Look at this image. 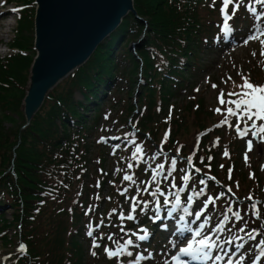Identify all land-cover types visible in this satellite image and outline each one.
<instances>
[{
  "label": "trees",
  "instance_id": "trees-1",
  "mask_svg": "<svg viewBox=\"0 0 264 264\" xmlns=\"http://www.w3.org/2000/svg\"><path fill=\"white\" fill-rule=\"evenodd\" d=\"M14 1L23 6L10 45L18 53L0 59V247L13 246L19 227L18 238L25 245L26 255L14 253L8 264H84L82 230L89 219V212L85 211L90 204L84 187L90 151L87 139L99 119L104 94L119 76L126 75L131 82V77L139 74L142 81L137 88L135 107L128 102V91L119 114L125 139L143 142L145 152L152 155V163L157 160L151 146L154 143L162 153L186 158L188 162L191 158L189 164L199 169L200 174L229 186L217 172L225 171L222 161L217 162L211 145L205 143L206 133L214 123L204 121L210 113L205 110L202 97L191 95L181 109L172 110L171 118L156 124L158 115L167 111L169 100L176 93L185 89L193 93L190 71L199 69L197 58L202 50V37L213 17L211 0H133L137 17L127 15L88 61L47 96L24 129L18 106L25 72L33 56L32 39L24 34L32 29L33 10L32 0ZM138 40L134 56L128 47ZM119 59L129 62L132 68L124 73L118 71ZM75 92L79 101L73 98ZM4 123L9 126L4 128ZM189 127H195V134L203 136H199L201 141L198 140L194 153L185 155V144L177 141L189 133ZM98 152L102 164L104 152L101 149ZM173 160L176 163L171 167ZM163 161L166 162L163 169L171 167L168 173L176 177L177 167L183 161L170 157ZM231 169L244 179L234 164ZM255 200L260 198L253 193L250 201ZM5 209L11 210L9 221L3 218ZM94 215L95 212L90 219L96 226ZM249 220L253 221L248 215ZM111 221V217L100 220V227ZM10 230L13 233L8 235ZM125 260L124 256L106 264H123Z\"/></svg>",
  "mask_w": 264,
  "mask_h": 264
},
{
  "label": "rangeland",
  "instance_id": "rangeland-1",
  "mask_svg": "<svg viewBox=\"0 0 264 264\" xmlns=\"http://www.w3.org/2000/svg\"><path fill=\"white\" fill-rule=\"evenodd\" d=\"M4 1L5 0H0V13H2V10L8 9L9 14H7L4 18H0V25L4 27L3 34L0 36V59L5 58L8 52L11 53V50L6 51L5 48L11 42L13 35H16L15 31L17 28V21L15 20L17 18L16 12L18 11L15 7L17 4L14 0H7V2ZM215 2L219 7L215 5ZM242 2H244V8H246L243 9L245 11L244 15L249 18L250 24L243 22L240 27L235 26V21L239 19L240 14L238 15L236 11L233 14V7L236 5V0H233V3H230L226 9L229 11L231 17V19L228 20L227 27V31H229L227 34L231 36V41L230 43L225 44L223 43L224 36L219 31L220 22L221 20H224V16L220 12L223 4L222 0H214V6L218 8V11L216 13L215 9L214 17H212L208 23V26H211V30L206 32L202 37V50L197 58L199 69L190 71V73H192L190 83L196 90V93L193 92V96L197 94L200 97H204L207 101V105L204 106L205 110H207V108H211L214 114V116L210 115L207 120H204L205 123L208 124V121L214 122L216 120L218 122V126L220 124L223 125L220 132L217 131L216 133L209 134L210 140L205 141V143L208 144L211 142L213 136L216 135V141L214 143L216 146V158L222 160V164H224L223 166H226V169L234 164L236 169L243 173L244 179L241 180V178L236 175L235 171L228 176L226 171L222 172L218 170L217 172L219 173V176L229 184L233 193L237 194L240 198H242V200L248 199L253 193H255L258 198L263 199L264 139H262V137H264V133L253 136L252 132L255 131V129L253 131L248 130L247 135H239L238 139L234 136L235 139H233V135L230 134V132L235 131L237 117L228 115L227 109L221 107L218 99L221 97V94H227V89H229L230 85L235 84L238 89H241V86L237 83L240 80H243L247 74H249L248 77L252 80L259 79L261 75L264 74V72H261V66H264V54H262L264 49H262V45L260 43V39L264 38L260 36L261 31H264V4L258 3L257 0H242ZM217 14L218 18H216ZM204 15L205 13L203 16ZM214 26L217 28L214 35L215 37L212 38L211 41V38L209 39L208 37L213 35V32L211 31ZM24 34L30 36L31 39L33 38L32 29L29 32L25 31ZM253 34H255L258 39L248 40L249 36ZM246 40H248L247 43H245ZM138 42L139 40L134 43ZM132 44L133 43L129 44L131 50L133 48ZM30 63L25 72L23 88L27 83ZM118 65V71H123V73L128 71L129 68H132V65L126 60L121 61L119 59ZM136 80L137 75L131 77V82L127 81L126 75L125 78L120 76L118 77V79L114 82V85L111 89H109V92H107L103 97L102 105L99 108V119L95 126L92 127V130L89 131L87 142L90 145V151L87 157L88 172L84 182V187L89 195V201L91 204L95 202L96 196L101 199L102 202L99 206L100 212L107 209L108 205H110L109 198H107L112 190V188L109 190V178L117 176L121 177V175L123 178L126 175L125 169H121V166L124 164L121 163L119 156L120 152L127 150L124 149L125 142L121 141V137L117 136V134L122 135L119 132V126L122 123L119 120V114H121L123 110L124 102L127 99L126 93L128 91H130L128 102L130 104L133 103V95L136 90ZM65 81L66 78L59 82L52 89V91L61 87ZM213 85L216 87H213ZM191 94L192 93L188 89L180 90L179 93H176L174 97L169 100L168 105L170 104L174 111L176 109H181L183 103L190 99ZM73 98L77 101L80 100V96L76 92L73 94ZM229 105L230 107H234L232 104ZM40 108L37 112L40 111ZM218 108L220 109L219 112L216 111ZM18 112L21 114L20 103L18 106ZM226 116V122L221 123V121L225 120ZM158 118L156 119V124L159 123L161 125L162 121L160 119L158 122ZM191 118L192 116L189 115L188 120H191ZM243 120L244 119L240 122H243ZM228 122H231L232 125L230 126ZM153 125L155 126V124ZM8 126L9 125L7 123H4V128H7ZM249 126L251 127V123ZM195 132V127H189V133L186 136L180 137L177 141V143L185 144L184 151L186 154L190 152L191 142ZM249 140L252 142L251 150H248L247 148ZM140 145H144V148L146 149L143 142H140ZM100 146L105 150L106 154L104 157V163L98 165L97 153H99L98 151L101 149L99 148ZM131 151L132 150H127L128 154L131 153ZM225 151H227V155H224ZM246 155L247 161L245 160ZM133 162V168L128 167V165L132 164V162L127 164V168L132 169L130 173H127L132 177V179H135L137 178L136 166L139 162V158L135 157ZM217 162H219V160ZM217 165L216 168L219 169ZM97 166L102 168L103 175L101 176H104V178L107 179L101 187L97 186L94 182V180L98 178ZM155 166L156 165H154L151 169L148 168L143 171L145 179L140 184L136 185V182H134L127 190L119 192L122 196L120 200L121 203L119 208L113 214V220L111 226L109 227V231L103 238L100 236L98 231H94L92 230V227L86 226L83 232L85 239L84 242L81 241L83 244L82 249L84 264H105L107 261L111 260L106 254L105 248L107 247L111 251H115V242L122 240V237L124 243L125 240L128 241L129 236L132 235L128 233L129 231L136 232L139 230V233L141 232V234H144L141 230L146 229L148 233H151L152 230L149 228L153 227L151 226L153 224V219L157 218V207H159V216L160 214L163 215V220L161 221L164 222L162 226H165L168 229L172 227L167 225L165 222V208L174 209L172 217L180 226H182L184 222L186 228H191L192 231H196L200 229V225H204L203 229H200L202 236L195 237V239L207 236L211 242L220 245V247L212 248L211 255L213 259H209L206 264H228V260L233 261V264H264V256H260L259 260L256 259V257L260 254L261 248H264V244L261 243V241H264V208H261L262 210L258 214L259 217L254 216L258 221L253 223L252 226L250 224V226L256 230L257 234L256 238H250V232L252 234V230L247 229L244 232L238 233L237 230H231L228 226L231 221L235 223L242 222V224L243 222H246L249 215L248 211L251 212L250 208L247 209V207H243L238 209V207L231 204L228 199H224L221 203L217 204V200H220L222 196L221 191L215 190L212 192L210 187L203 188L199 183H196L195 191L190 193V187L194 183H190L189 187L185 188L182 180L176 182V185H174L176 189L175 193L182 194V196H180V205L174 207L176 199L175 193L167 194V187L165 184L163 185L164 191L160 185L159 191H157V179L161 176V174L155 172L158 170L159 165L156 169ZM184 171L185 170L183 169L182 173ZM251 172H253L252 177L250 176ZM239 175H241V173ZM154 176L155 179H153ZM122 178L116 179V183L122 187L127 186L132 181H124ZM256 179H258L257 183ZM166 182L169 186L172 183L170 178H166ZM145 189H147V191H145ZM181 189H183V191H181ZM152 192L154 195H152ZM142 196L149 197L150 201L146 203ZM133 197H135V200H133ZM140 197H142L141 201H138ZM189 197H192V199L189 200ZM209 197H211V199H209ZM165 198L168 199V204L163 203ZM110 200L115 201V205L111 209H116V206L119 203L118 196H110ZM138 203L140 204V210L137 209ZM133 207H135L137 213L141 212L144 214L145 224H147L149 228L144 227L143 225L140 226L137 223L132 225L127 224L128 222H132L134 220L127 219L129 214L133 216ZM185 207L189 209L188 213L183 211ZM262 207H264V205ZM235 212L240 214L239 219L225 218ZM110 213L112 212L110 211ZM196 213H200L199 219H197ZM109 215L106 214L105 211L103 212V216L105 218ZM10 217L11 210L5 209L3 218L9 221ZM133 217L136 218L135 216ZM181 217H183V220ZM234 218H236V216ZM155 229L157 232H160L159 227H156ZM90 230L92 231L91 236L87 235ZM12 233L13 231L10 230L8 235H11ZM168 233L169 231L164 234L159 233L158 239L155 240V246L152 249L147 250L144 247L139 248L137 246L136 251H139L140 253H136L131 261H135V258L140 256V264H175L172 259V254L174 250L181 246L182 242L177 247L172 246V241L167 239ZM109 236H111L112 239H108ZM190 239L193 238H188L186 241ZM14 240L15 239L12 241ZM93 241H95L99 247H93ZM14 247L16 248V246ZM14 247L11 248L10 246L5 249L0 247V264L8 263L10 259L7 260V255L8 253L11 256L14 254ZM225 252H227V255H225ZM93 253H95V255H93ZM216 255H221L223 258L216 261L214 259Z\"/></svg>",
  "mask_w": 264,
  "mask_h": 264
},
{
  "label": "water",
  "instance_id": "water-1",
  "mask_svg": "<svg viewBox=\"0 0 264 264\" xmlns=\"http://www.w3.org/2000/svg\"><path fill=\"white\" fill-rule=\"evenodd\" d=\"M32 57L20 102L29 125L44 99L83 66L128 15L133 0H33Z\"/></svg>",
  "mask_w": 264,
  "mask_h": 264
},
{
  "label": "snow or ice",
  "instance_id": "snow-or-ice-1",
  "mask_svg": "<svg viewBox=\"0 0 264 264\" xmlns=\"http://www.w3.org/2000/svg\"><path fill=\"white\" fill-rule=\"evenodd\" d=\"M242 2V0H236V5L233 7V14L235 13V11L237 10L239 4ZM258 3L264 4V0H257ZM230 3H233V0H222V4L223 6L220 9L221 14L224 16V27L225 29H227L228 27V20L231 19L230 16L227 15L226 13V9L228 7V5ZM254 11V9H253ZM259 18V17H257ZM261 37H264V31H261L260 33ZM258 39V37L253 34L251 36H249L248 40H256ZM248 40L245 41V43L248 42ZM260 43L262 45V49H264V38L260 39ZM262 54H264V52H262ZM213 87H216L215 85H213ZM241 89L242 91L240 93H229L228 95L230 96H237L239 97L236 100H229V101H225L221 97L218 98L219 99V103L221 105L224 104H232L234 105L233 107H228L227 108V114L231 115V116H235L237 117V125H236V131L238 132V134L240 136H245L248 133V128H247V121H251V128L255 129V131L252 132L253 136H256L260 133H264V124H260L259 126H257L256 121L260 120V121H264V86H254L253 84H251L247 78L244 79V83L243 85H241ZM217 112L220 111V109H216ZM246 118L245 120V124L246 127L245 129L242 131L239 127L240 121L242 119ZM227 120V116L225 117V120L221 121V123H225ZM167 136V133L165 134V137ZM262 139H264V137H262ZM248 150H251L252 148V142L249 140L248 141V145H247ZM141 152V149L139 146L136 147V151L133 154L134 156L138 153ZM227 151H225L224 155H227ZM245 160L247 161V155L245 156ZM189 162H191V158H189ZM176 161L173 160L172 164L173 166L175 165ZM129 168L132 167V164L128 165ZM160 169H163V165H159L158 166ZM196 171H199V169H197ZM229 173H231V169H229ZM123 179L125 181H130L132 180V177L129 175H125L123 177ZM153 179H155V176L153 177ZM183 180H188L189 177L187 175L182 177ZM201 184L204 183L203 180L200 181ZM145 191H147V189H145ZM157 191H159V188H157ZM181 191H183V189H181ZM175 206H179L180 205V196L179 193H175ZM192 197H189V200H191ZM209 199H211V197H209ZM249 199H251V197H249ZM133 200H135V197H133ZM164 204H168L169 201L167 198L164 199L163 201ZM253 208H255V205L252 206ZM132 211H135V207L132 208ZM183 211L185 213H188L189 209L188 208H184ZM169 215H171V211L169 212ZM235 216L237 219L240 218V214L239 213H235ZM156 217L159 218V207H157L156 210ZM196 217L197 219L200 218V213H196ZM227 218V217H225ZM128 220H132L134 219V217L129 214L127 216ZM181 219L183 220V217H181ZM207 222V221H206ZM91 227V226H89ZM204 225H200V229H203ZM198 229L193 233V239L188 240L187 242V246L186 247H181L179 249V255L178 256H173L172 259L175 262V264H185V262L180 260V256H187L190 257L191 260H200V261H207L209 259H213L211 252H212V248L213 247H220V245L218 244H214L213 242L210 241L209 237L207 236H203L200 239H195V237H199L202 235L201 230ZM244 229L241 228L240 231H243ZM123 231V229H122ZM141 231H143V235L139 236L140 240H145L148 237V232L146 229H142ZM181 234H183L184 231H189L191 232L192 229L191 228H185V229H181ZM88 235L91 236L92 235V231L90 230L88 232ZM250 238L251 234H250ZM108 239H112L111 236L108 237ZM262 244H264V241H261ZM132 244V240H128L125 242V244L123 246L121 245H117V250L116 251H111L110 249H108L107 247L105 248V252L108 255L109 258H113V257H118L121 254L124 253V249L128 246ZM93 247H99V245L93 241ZM259 247V245H258ZM93 255H95V253H93ZM128 256H132L131 252H127ZM225 255H227V252H225ZM260 256H264V248H261L260 254L259 256L256 257L257 260L260 259ZM223 257L221 255H216L214 257V259L216 261L221 260ZM140 260L141 257L137 256L135 258V261H130L129 264H140ZM228 264H233V261L228 260Z\"/></svg>",
  "mask_w": 264,
  "mask_h": 264
},
{
  "label": "bare ground",
  "instance_id": "bare-ground-1",
  "mask_svg": "<svg viewBox=\"0 0 264 264\" xmlns=\"http://www.w3.org/2000/svg\"><path fill=\"white\" fill-rule=\"evenodd\" d=\"M4 2H7V0H5ZM2 13H0V18H4L5 16H7V14H9V10L5 9L1 11ZM3 29L4 27H2V25H0V36L1 34H3ZM182 237L178 238V240H180Z\"/></svg>",
  "mask_w": 264,
  "mask_h": 264
}]
</instances>
